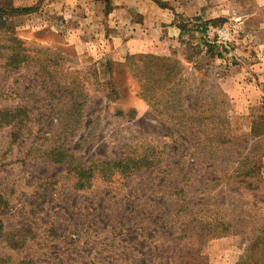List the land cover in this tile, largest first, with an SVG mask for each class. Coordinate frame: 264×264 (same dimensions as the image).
<instances>
[{"label":"rangeland","instance_id":"rangeland-1","mask_svg":"<svg viewBox=\"0 0 264 264\" xmlns=\"http://www.w3.org/2000/svg\"><path fill=\"white\" fill-rule=\"evenodd\" d=\"M204 1L116 61L110 0H7L0 264H264V0Z\"/></svg>","mask_w":264,"mask_h":264},{"label":"crops","instance_id":"crops-1","mask_svg":"<svg viewBox=\"0 0 264 264\" xmlns=\"http://www.w3.org/2000/svg\"><path fill=\"white\" fill-rule=\"evenodd\" d=\"M114 21L118 32L109 36L111 57L120 61L128 54H150L155 47L171 44L168 39L176 32V15H193L206 5L204 0H110ZM183 4V6H182ZM187 4V5H186ZM7 0H0V8Z\"/></svg>","mask_w":264,"mask_h":264},{"label":"trees","instance_id":"trees-1","mask_svg":"<svg viewBox=\"0 0 264 264\" xmlns=\"http://www.w3.org/2000/svg\"><path fill=\"white\" fill-rule=\"evenodd\" d=\"M108 1L105 0L106 10L109 8V2ZM152 1H154V2L159 4L158 0H152ZM31 11H32V8L23 9L21 11H18V10H5V9L0 8V14H11L13 12L14 13H25V12L27 13V12H31ZM12 117H13L12 112H8V111L7 112H4V111L0 112V119L1 120H4V119L6 120L7 119V121L5 122V126L6 127H9L10 125H12V127H13L15 125V121H13ZM0 262H1V260H0Z\"/></svg>","mask_w":264,"mask_h":264},{"label":"built area","instance_id":"built-area-1","mask_svg":"<svg viewBox=\"0 0 264 264\" xmlns=\"http://www.w3.org/2000/svg\"><path fill=\"white\" fill-rule=\"evenodd\" d=\"M215 32L217 38L222 42V43H226L228 41V32L225 29H221L218 31H213Z\"/></svg>","mask_w":264,"mask_h":264}]
</instances>
